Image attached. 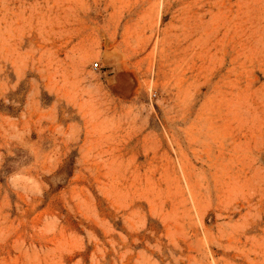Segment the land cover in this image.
Wrapping results in <instances>:
<instances>
[{"label": "rangeland", "instance_id": "rangeland-1", "mask_svg": "<svg viewBox=\"0 0 264 264\" xmlns=\"http://www.w3.org/2000/svg\"><path fill=\"white\" fill-rule=\"evenodd\" d=\"M0 264H264V0H0Z\"/></svg>", "mask_w": 264, "mask_h": 264}, {"label": "built area", "instance_id": "built-area-1", "mask_svg": "<svg viewBox=\"0 0 264 264\" xmlns=\"http://www.w3.org/2000/svg\"><path fill=\"white\" fill-rule=\"evenodd\" d=\"M95 67H96V68H98V67H99V64H98V63H96V64H95Z\"/></svg>", "mask_w": 264, "mask_h": 264}]
</instances>
